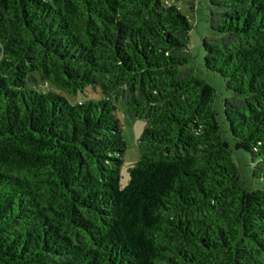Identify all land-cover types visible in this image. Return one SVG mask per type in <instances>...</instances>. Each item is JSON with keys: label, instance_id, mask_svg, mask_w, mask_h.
<instances>
[{"label": "trees", "instance_id": "obj_1", "mask_svg": "<svg viewBox=\"0 0 264 264\" xmlns=\"http://www.w3.org/2000/svg\"><path fill=\"white\" fill-rule=\"evenodd\" d=\"M210 4L220 99L174 4L0 0V264H264V0ZM119 101L146 122L123 187Z\"/></svg>", "mask_w": 264, "mask_h": 264}, {"label": "rangeland", "instance_id": "obj_2", "mask_svg": "<svg viewBox=\"0 0 264 264\" xmlns=\"http://www.w3.org/2000/svg\"><path fill=\"white\" fill-rule=\"evenodd\" d=\"M168 4L177 6L183 14H185L192 23V28L189 32L188 48L193 56V61L190 64L197 74L206 82L214 86L218 93V99L227 95V90L224 88L223 80L214 73L208 72L203 66L204 51L201 45L202 37L214 35L209 27V14L212 10L210 0H164ZM32 82L34 87L47 90L44 82L38 79ZM59 94L63 95L70 103H76L83 100L98 99L101 94L98 90L93 91L92 86L86 87L83 91H77L74 94L62 92L54 89ZM217 99V100H218ZM116 114L122 124V135L125 141V152L123 154V163L120 168V186L123 187L129 179V168L135 165L139 159L138 138L146 126L143 118H132L127 113L125 105L119 101L117 103ZM233 158L235 163L240 167L241 173L245 175L247 186L255 188L261 187V181H257L249 176L250 160L243 153L234 151Z\"/></svg>", "mask_w": 264, "mask_h": 264}]
</instances>
